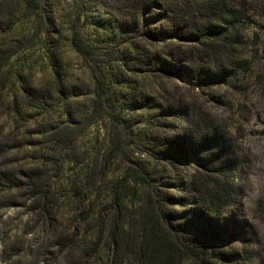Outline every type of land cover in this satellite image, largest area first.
Instances as JSON below:
<instances>
[{
	"label": "rangeland",
	"instance_id": "374dc122",
	"mask_svg": "<svg viewBox=\"0 0 264 264\" xmlns=\"http://www.w3.org/2000/svg\"><path fill=\"white\" fill-rule=\"evenodd\" d=\"M149 196L264 264V0H0V264H137Z\"/></svg>",
	"mask_w": 264,
	"mask_h": 264
},
{
	"label": "trees",
	"instance_id": "16d2710c",
	"mask_svg": "<svg viewBox=\"0 0 264 264\" xmlns=\"http://www.w3.org/2000/svg\"><path fill=\"white\" fill-rule=\"evenodd\" d=\"M98 82L101 83L100 80ZM135 181L148 187L153 184L144 173H140ZM112 230L116 247L121 250L124 246H130L137 264H181L192 255V245L198 243L194 238L180 236L178 227L169 221L153 196H149L143 211L134 222L127 224L120 217ZM209 253L208 248L206 255Z\"/></svg>",
	"mask_w": 264,
	"mask_h": 264
}]
</instances>
